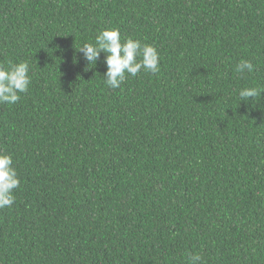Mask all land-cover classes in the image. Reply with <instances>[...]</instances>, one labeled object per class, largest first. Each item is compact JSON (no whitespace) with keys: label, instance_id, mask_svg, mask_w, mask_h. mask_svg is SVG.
Here are the masks:
<instances>
[{"label":"trees","instance_id":"trees-1","mask_svg":"<svg viewBox=\"0 0 264 264\" xmlns=\"http://www.w3.org/2000/svg\"><path fill=\"white\" fill-rule=\"evenodd\" d=\"M108 28L160 71L107 87L78 50ZM9 60L31 84L0 104V264H264V92L238 96L264 88V0H0Z\"/></svg>","mask_w":264,"mask_h":264},{"label":"clouds","instance_id":"clouds-1","mask_svg":"<svg viewBox=\"0 0 264 264\" xmlns=\"http://www.w3.org/2000/svg\"><path fill=\"white\" fill-rule=\"evenodd\" d=\"M89 65H95L101 53L105 54L106 72L104 82L110 89H118L131 76L136 77L142 71L156 74L160 71V53L158 49L138 39H122L119 28L100 31L93 42L84 43L78 50ZM255 66L250 60H241L236 65V72L242 76L251 74ZM30 64L27 61L14 63L7 61V66L0 64V104L12 105L21 99V93H27L31 84ZM264 88H243L239 90L240 101L249 98L259 100ZM21 180L10 154L0 151V209L9 208L15 202L14 191ZM188 264H202V256L193 254L188 257Z\"/></svg>","mask_w":264,"mask_h":264}]
</instances>
